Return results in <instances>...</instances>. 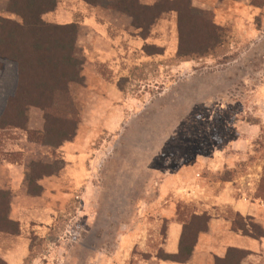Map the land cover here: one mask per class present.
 I'll return each mask as SVG.
<instances>
[{
    "label": "rangeland",
    "instance_id": "1",
    "mask_svg": "<svg viewBox=\"0 0 264 264\" xmlns=\"http://www.w3.org/2000/svg\"><path fill=\"white\" fill-rule=\"evenodd\" d=\"M191 5L227 29L219 54L178 60L175 11L163 13L146 39L109 0L97 5L58 0L44 14L49 22L77 27L109 22L113 36L119 24L127 27L123 37L134 43L128 52L100 60L86 52L92 44L89 28H83L78 45L88 60L83 83L71 85L81 115L72 140L51 148L29 140L21 128L0 130V161L21 159L28 171L41 161L54 169L40 196L16 201L24 218L21 232H0V257L8 255L12 264H135L145 254L139 243L130 249L128 234L155 252L161 233L180 214L235 215L217 203L216 196H226V181L250 198L259 195L264 0H192ZM145 44L161 51L150 54ZM4 105L0 92V114ZM28 115L27 128L41 130L43 111L31 106ZM122 235H127L124 257L114 258Z\"/></svg>",
    "mask_w": 264,
    "mask_h": 264
},
{
    "label": "trees",
    "instance_id": "2",
    "mask_svg": "<svg viewBox=\"0 0 264 264\" xmlns=\"http://www.w3.org/2000/svg\"><path fill=\"white\" fill-rule=\"evenodd\" d=\"M83 1L90 5L101 2ZM109 1L113 8L131 17L143 39L163 13L175 11L178 30L175 57L178 60L219 54L226 41L227 29L217 24L210 12H194L192 0H159L152 4L141 0ZM57 4L58 0H9L8 10L18 19L0 15V92L5 95L0 130L21 128L26 130L29 140L51 148L72 140L77 133L81 115L71 85L83 83L86 62L84 51L78 45L77 24L45 20L44 14L54 10ZM144 49L150 54L161 51V48L149 44H145ZM31 106L43 111L41 130L27 128ZM256 142L260 143V139ZM13 153L21 152H12L11 155ZM20 160L12 158V161ZM53 173L50 164L33 162L27 173L28 191L40 195L43 186L39 180ZM10 196L9 190L0 189V232L19 234L20 222L10 216ZM257 197L264 201V176ZM234 214L230 218L235 230L257 239L264 237L263 226L251 222L253 217L235 211ZM210 218L208 212H193L189 217L180 214L178 221L183 224V231L179 251L166 253L160 249L158 256L180 262L188 260L199 234L208 229ZM247 254L245 250L231 248L224 258H216V264H241ZM0 264L9 263L0 257Z\"/></svg>",
    "mask_w": 264,
    "mask_h": 264
},
{
    "label": "crops",
    "instance_id": "3",
    "mask_svg": "<svg viewBox=\"0 0 264 264\" xmlns=\"http://www.w3.org/2000/svg\"><path fill=\"white\" fill-rule=\"evenodd\" d=\"M8 2L9 0H0V15L16 18L15 15L9 12ZM55 22L65 21L55 20ZM128 24L134 27L132 19ZM118 25L119 24L116 26L117 35L113 36L110 33L111 26L109 22H81L78 24V42L82 37L83 28L88 27L90 32V39L88 41L92 44V52L85 47L86 52L88 51L89 54L93 53L95 58L104 61L112 54H119V52L123 51L126 53L129 48H132L130 44L134 42L128 35L123 37V34H128L126 31L127 27ZM125 42L128 44L124 46ZM87 60L88 58L86 57V62ZM254 137L255 136H251V138ZM20 152L22 151L20 150ZM27 173V166L21 161H12L7 158L0 161V189L10 191V216L19 222H22L24 218L19 215L22 210H19L20 208L16 206V201L30 197L31 195L40 196L31 194L28 191ZM51 176L52 175H49L39 180V183L43 186V191L44 180ZM225 185L227 192L226 196H216L217 203L225 204L233 211L239 212L243 216L253 217L256 221L261 223L264 228V201L259 197L250 198L246 190L239 189V192H237V189L233 187L232 181H226ZM210 217L208 229L199 234L191 256L188 260L183 262L163 259L158 256L160 249L166 253H177L179 251V244L183 231V224L180 221H172L167 224L166 228L161 233L162 241L160 243V248L155 252L150 250V245L148 243L138 242V239L134 238L133 234H128L130 245L132 246L130 249L136 246L135 243H139L137 247L145 254V257L139 259L135 264H216V258H224L231 248L248 252L241 260V264H264V237L257 239L235 230L229 216L210 215ZM126 238L127 235H122L121 238H119V249L114 253V258L117 257L120 259L124 257L123 245H125ZM6 256L2 255V258L9 264H12L10 259H7Z\"/></svg>",
    "mask_w": 264,
    "mask_h": 264
}]
</instances>
